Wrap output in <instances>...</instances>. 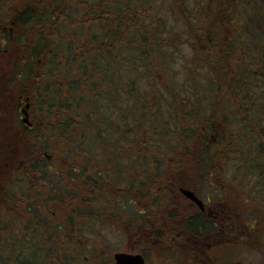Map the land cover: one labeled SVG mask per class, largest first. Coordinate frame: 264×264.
<instances>
[{"label":"rangeland","instance_id":"obj_1","mask_svg":"<svg viewBox=\"0 0 264 264\" xmlns=\"http://www.w3.org/2000/svg\"><path fill=\"white\" fill-rule=\"evenodd\" d=\"M150 1L154 11L150 32L124 51L122 57L128 55L129 60L122 70L110 66L106 70V75L117 84L110 89V103L102 101L104 104L98 106L101 110L106 108L100 132H94L95 128L86 120L77 118L79 129L87 136L79 131L71 142L59 144L60 157L71 160L70 167L81 169L84 174L88 189L86 206L73 207L70 212L57 209L56 213L67 216L70 225L53 228L46 217L21 209L18 197L26 196L30 202L41 196L49 201L44 208L52 204L63 207L65 203L60 199L66 190L64 169L62 174L56 175L53 170L52 175H44L43 179L28 181L24 177L25 164L11 166L0 176L6 191V209L0 208V264H29L27 254L31 249L33 255L35 250L43 252L45 260L40 264H114L116 251L129 252L133 245L145 246L143 234L148 231L140 224L125 229L126 213L107 193L114 196V186L126 184L128 174L140 180L143 172L162 167L170 159L186 158L199 160L194 164L183 162L182 171L184 177L192 175L200 197L227 201L246 214L239 217V227L206 223L211 227L206 232L202 226L196 227L202 232L197 246L190 243L199 239L191 238L189 242L188 237H194L189 233L183 235L186 245H177L172 233L175 229L161 223L163 228L154 229L153 234H158L162 245L145 255L146 264H264V93L259 99L264 92V0H228L221 18L217 0ZM35 3L39 1L0 0V24L5 26V31L0 32L6 36L3 49L0 47V63L6 66L5 96L10 101L19 92L23 96L34 95L32 87L39 88L43 77L57 72L51 71L53 65H58L56 58L46 62L53 50L51 43L45 48L43 59L28 60L37 42L45 41L36 32L47 24L30 28L11 24L21 7ZM207 11L209 39L202 46L197 37L205 33L200 26ZM219 30L220 35L215 33ZM104 88L109 90L107 85ZM80 104L85 113H90L88 101L83 98ZM39 115L40 112L32 120L34 125L39 122L41 129ZM6 120L8 127L23 125L14 120L9 107ZM213 120L221 121L225 129L210 124ZM210 125L212 130L226 132V139L220 138L210 147L196 145L195 136L201 126ZM26 131L25 137L33 133L25 140L33 145L32 138L37 139L38 131L35 127ZM88 136L92 138L91 144H87ZM50 152L51 148L45 151ZM158 160L160 164L155 165ZM19 170L23 177L17 175ZM100 170H110L111 183L99 182L95 174ZM71 178L79 179L76 174ZM92 188L96 195L91 196ZM153 199L151 193L150 200ZM135 203L136 217L144 203ZM172 218L177 219V215L173 213ZM195 222L200 225L198 219ZM118 223L125 224L121 227L124 231L116 227ZM59 225L64 224L61 221ZM57 246L60 250L55 255L51 247ZM69 247H76L73 258L68 254L73 250ZM48 255L59 258L57 263L49 261ZM63 256L68 257L64 263L60 262Z\"/></svg>","mask_w":264,"mask_h":264},{"label":"trees","instance_id":"obj_2","mask_svg":"<svg viewBox=\"0 0 264 264\" xmlns=\"http://www.w3.org/2000/svg\"><path fill=\"white\" fill-rule=\"evenodd\" d=\"M39 3H35L34 6L29 4L25 7H21L20 10L15 13L16 19L15 25L30 28L34 24H47L45 29L50 33L48 34L44 28H38L39 37H44L45 41L40 40L37 45L29 52L28 60L32 58L43 59L45 48H49L50 43L53 45V50L50 57L46 59V62L51 61L52 58H56V67L53 70L57 71L54 74H49L48 77H43L41 86L32 87L34 95L26 93L25 96L30 97L33 109L40 112V123L43 128H39V122L36 121L35 125L39 136L34 140L33 145H21L19 147L21 152L19 153L21 158L26 161L25 176L23 173L18 172L17 175L25 177L28 181H34L35 179H43L42 176L50 174L51 171L46 170L47 162L44 159L45 151L51 148V152H59V144L71 142L76 138L78 132H83L79 129V119L86 120L89 125L94 129V132H100L102 128L103 110L100 109V105L107 104L111 101V93L116 81L110 80L111 77L106 75V70L110 66L114 69H123L127 63V57H122L124 51L135 46L137 41L143 40L142 35H147L150 32V25L152 17L154 15L153 8L150 0H38ZM172 3H176L177 0H170ZM180 1V0H178ZM220 3L221 11L218 12V18L222 17L224 11L228 8V0H217ZM235 1V0H233ZM209 11L203 13L204 21L200 28L205 31L200 38L202 46L206 45L209 39L208 25L210 22ZM50 36L54 38L49 40ZM218 36V35H215ZM195 38V37H194ZM40 43V44H39ZM196 48V46H194ZM60 54V55H59ZM63 55H67V58ZM123 62V63H122ZM48 67H51L48 65ZM67 73H72L68 75ZM81 87L83 88H79ZM104 85H107L108 91L105 90ZM111 85V87H110ZM102 86V88H99ZM65 89V90H64ZM69 91L71 93H69ZM75 92V93H74ZM86 94H91L86 96ZM88 101L89 107H87L90 113H85V107L80 108L82 105L81 100ZM100 110V115H99ZM95 117L90 118L92 115ZM46 124H45V122ZM44 122V123H43ZM83 136H87L82 133ZM85 134V135H84ZM264 135V134H263ZM107 139V136H104ZM92 138L87 137V144H91ZM52 142V144L47 143ZM86 143V141H85ZM31 160V162L29 161ZM77 164V163H76ZM156 164V163H155ZM79 165V164H77ZM62 166H64L62 164ZM14 167V166H13ZM35 168L45 169L43 171H36ZM34 173V174H33ZM62 174V172L60 173ZM62 175H66L63 172ZM96 177L99 178L101 183H111L112 179L110 170L96 172ZM88 177V182H89ZM64 194V193H63ZM111 197V194L107 193ZM26 198V196H25ZM39 207L34 208L30 215L37 212L40 217H47V222L52 224L54 228L57 226L59 229L58 220L54 218L53 214H49V209L56 210L57 205L52 206L44 205L49 201L43 199L41 196H36ZM61 201L62 198L60 199ZM24 209V208H22ZM29 211V207L26 208ZM47 213V214H45ZM33 214V215H34ZM61 216V214L56 213ZM197 226H202L204 232L207 231L209 225L202 223L198 220ZM67 223L70 225V220L67 219ZM197 226L193 227L192 224L188 226L189 234L195 237H200V233L197 230ZM62 228V227H61ZM204 234V233H203ZM192 236L188 237L190 239ZM200 238L198 245L200 244ZM186 242V241H185ZM191 245L193 243H190ZM194 245V244H193ZM73 249L70 254L71 258L77 253L76 247H69ZM54 254L59 252V246L51 247ZM35 250V249H34ZM64 247L61 249L63 252ZM33 250L29 251L27 257L29 264H38L45 260L43 252L36 251L33 255ZM55 254V255H56ZM39 260H35V258ZM49 261L57 263V259H53L48 255ZM68 259L67 256H63V260ZM34 262V263H33ZM4 264V263H2Z\"/></svg>","mask_w":264,"mask_h":264},{"label":"flooded vegetation","instance_id":"obj_3","mask_svg":"<svg viewBox=\"0 0 264 264\" xmlns=\"http://www.w3.org/2000/svg\"><path fill=\"white\" fill-rule=\"evenodd\" d=\"M13 18L14 20L16 19V14ZM14 20L11 21V24L15 23ZM0 31H5V26L3 24H0ZM8 32L9 35L12 34L11 27L8 28ZM262 32L264 34V31ZM215 33L220 35L221 30H219V32L215 31ZM5 42L6 36L5 34L1 35L0 32V47L2 49ZM0 52H2L1 49ZM5 77L6 66L4 63H0V176L6 174L13 165L20 166L21 164H25L24 171L28 169L26 167V161L22 159L19 154L21 149L17 145H25V140L32 137V132H29V136H24L27 132L26 130H31L35 127V131H37L32 119L38 114L36 111L37 114L33 112L34 105L32 104L33 102H31L30 97L23 96L20 92L12 101L6 99ZM1 81L3 82V85ZM263 93L264 92L259 95L260 100H262ZM8 107L11 113H13L14 120H20L23 124L22 126H20V124L19 126H6V111L8 110ZM24 112L26 114H24ZM238 116H241V111ZM24 117L26 121L22 122V118ZM210 124L224 128V125H222L219 120H213ZM226 136V132L219 130V128L212 130L211 125L210 128L201 126V130L195 136L196 145L210 147V145L217 144L220 138L225 140ZM26 145L31 144L26 141ZM58 154L59 152L44 153L43 157V160L45 159L47 162L46 170L51 171V173L55 170L56 175L61 173L62 169L66 172V175L63 176L66 181V190L63 192L64 194L62 193V200H64L65 204L63 207H56V210L60 209L62 212H70V209L73 207L79 209L84 208L87 202L88 190L84 174L81 169L76 170L74 167H70L71 160L59 159ZM29 161L31 162V160ZM196 161L198 162L199 160L196 158H186L179 161L170 159L164 164L165 166H156L150 172H143V177L140 180H135L132 174H128L130 179L126 184L118 183L114 186V196L112 200L115 201L119 207H121V210H124L126 213V225L118 223V226L116 227H118L119 230L124 231V228L126 229V227L134 229L136 224H140L148 231L143 234L145 246L136 247L133 245L131 250L127 253L141 254L146 263L145 255L153 253L162 245V240L159 238L158 234H153L154 229H158L161 223H165L169 228L175 229L176 232L174 231L172 233L175 234L174 237H176L178 242L177 245L180 246L181 244L186 245L183 235L188 234L189 230L187 228L189 225L192 224L193 227L197 226L195 222L197 219L202 223H211L212 226H240L242 220L239 217L244 216L246 212L244 213L241 209L238 210L232 208L228 205L227 201L224 202L215 199L212 196H208L206 199L200 197L197 188L193 184L192 175L184 177L185 173L182 171L183 162L194 164ZM62 164L64 166H62ZM159 164L158 160L155 165ZM167 165L168 167L166 168ZM18 172L21 171L19 170ZM75 174L79 178L76 181L71 178V176L74 177ZM81 178H83L82 181ZM70 188H72L71 195ZM151 193L154 194L153 201L150 200ZM90 194L91 196L96 195L93 188L90 189ZM192 194H195L201 200V205L191 198L190 195ZM5 199V185L0 180V208L2 209H6ZM18 201H20L19 205L21 209L29 207V211H32L34 208L39 207L37 199H33L29 202L25 196H19ZM136 201L141 204L144 203V208L137 211L138 215L135 217ZM56 210L50 209L47 212L53 214L54 218L58 220V223L62 221L64 225H59V229H61V227L64 229V227L67 226V216L57 215ZM173 213L177 215V219L172 218ZM124 225L125 227L122 229L121 227ZM161 228H163V226L159 229ZM191 234L193 235V233ZM192 238H195V236ZM159 240H161V243H159ZM192 243L194 244H192V246H197L196 243L198 242L194 239Z\"/></svg>","mask_w":264,"mask_h":264},{"label":"water","instance_id":"obj_4","mask_svg":"<svg viewBox=\"0 0 264 264\" xmlns=\"http://www.w3.org/2000/svg\"><path fill=\"white\" fill-rule=\"evenodd\" d=\"M24 114H26L24 112ZM22 121L25 122V117L22 118ZM199 205H201V201L194 196L190 195ZM114 264H145L144 258L141 254H129L127 252H115L113 254Z\"/></svg>","mask_w":264,"mask_h":264},{"label":"bare ground","instance_id":"obj_5","mask_svg":"<svg viewBox=\"0 0 264 264\" xmlns=\"http://www.w3.org/2000/svg\"><path fill=\"white\" fill-rule=\"evenodd\" d=\"M53 64H54V63H53ZM55 64H56V63H55ZM50 66H51V65H50ZM54 66H55V65H53V67H51V68H52V70H53ZM55 67H56V66H55ZM48 68H50V67H48Z\"/></svg>","mask_w":264,"mask_h":264}]
</instances>
